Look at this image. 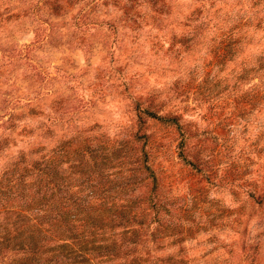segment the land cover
Segmentation results:
<instances>
[{
  "label": "rangeland",
  "instance_id": "1",
  "mask_svg": "<svg viewBox=\"0 0 264 264\" xmlns=\"http://www.w3.org/2000/svg\"><path fill=\"white\" fill-rule=\"evenodd\" d=\"M71 138L151 152L155 256L264 264V0H0V186Z\"/></svg>",
  "mask_w": 264,
  "mask_h": 264
},
{
  "label": "trees",
  "instance_id": "2",
  "mask_svg": "<svg viewBox=\"0 0 264 264\" xmlns=\"http://www.w3.org/2000/svg\"><path fill=\"white\" fill-rule=\"evenodd\" d=\"M141 110L164 122L175 121L148 108ZM139 121H144L142 115ZM102 144L90 146L67 139L42 160L25 162L21 155L8 168L10 175L0 186V264L178 261L170 254L158 257L152 253V245L173 236V232L160 234L152 230L147 237L149 225L145 214L138 210L141 202L127 195L128 188L133 190L137 182L135 170L143 166L155 178L148 162L151 152L142 145L141 153L135 156L126 143L107 150ZM125 171L129 174H123ZM147 201L155 207L152 197ZM149 239L151 244L147 243Z\"/></svg>",
  "mask_w": 264,
  "mask_h": 264
}]
</instances>
